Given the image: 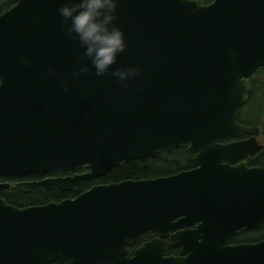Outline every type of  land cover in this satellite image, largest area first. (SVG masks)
<instances>
[{"label":"water","instance_id":"obj_1","mask_svg":"<svg viewBox=\"0 0 264 264\" xmlns=\"http://www.w3.org/2000/svg\"><path fill=\"white\" fill-rule=\"evenodd\" d=\"M62 2L16 0L0 13V176L87 165L17 185L71 189L182 143L195 167L25 206L0 196V264H264V239L231 244L264 223V167H230L262 148L259 126L238 116L264 66V0H120L128 47L113 68L140 69L127 86L96 75L64 30ZM198 220L172 235L187 259L164 257L160 238L131 250L147 230L164 237Z\"/></svg>","mask_w":264,"mask_h":264},{"label":"clouds","instance_id":"obj_2","mask_svg":"<svg viewBox=\"0 0 264 264\" xmlns=\"http://www.w3.org/2000/svg\"><path fill=\"white\" fill-rule=\"evenodd\" d=\"M119 3L120 0H63L58 11L66 34L79 40L83 58L90 60L96 75L111 71L119 83L127 86L140 69L136 65L113 68L119 54L128 47L125 30L115 23ZM88 70L89 65L84 63L78 67L76 75ZM49 71L55 69L49 68ZM64 87H69L68 82ZM97 264H103V261Z\"/></svg>","mask_w":264,"mask_h":264},{"label":"flooded vegetation","instance_id":"obj_3","mask_svg":"<svg viewBox=\"0 0 264 264\" xmlns=\"http://www.w3.org/2000/svg\"><path fill=\"white\" fill-rule=\"evenodd\" d=\"M250 136H251L250 134H243L241 136L229 135L225 138L224 142L228 143L231 141L247 139ZM256 138H257L258 142L262 145V148L254 154L245 155L242 159H239V160L232 162L230 164V167L238 166L241 163H244L248 168L264 167V127L260 126L259 133L256 135ZM179 148L182 149L181 150L182 152H179V150H177ZM161 151L164 152V154L166 155L167 161H171V160H175V159L178 161L179 160L182 161V158L184 156L185 157L184 160L188 162V164L186 166H183L177 170L168 172L166 174H161V175L176 174V173H179L183 170H189V169H193L195 167L194 163H193V159L197 155V153L190 150L189 144H181V145L176 146L172 149L164 148V149L160 150L158 152V154ZM151 157H155V156H151ZM147 158H149V157H147ZM119 165L120 164H118L117 166H119ZM182 165H185V164H182ZM231 170L233 171V169H231ZM87 171H89L88 166L82 165L80 167L70 168L67 171H63L59 168H56V169H53L44 175L39 174V173H31V174H27V175H18V174L1 175L0 176V196L3 197L7 202H11L8 199V197L5 195L12 194L15 191H17V192H29V191L35 190V189H44V190L45 189H55V188L61 189L59 187L43 188L41 186H36V187H31L28 190H25V189H19L17 187V185L19 183L24 182V181H37V180H41V179L46 178V177H68V176H74L76 174H82V173H85ZM107 173H105L104 175H106ZM104 175L92 177L90 179H84L78 185H76L74 188L62 189V190H68V191L74 192L75 194H73L71 197H69V198H74V197H77L79 194L83 193L84 191L90 189L92 186L97 185V184L120 182V181H123L125 179H141V178H151V177L160 176V175H157V176H146V177H137V178L129 177V178H123L120 180L105 181V180L100 179ZM11 203H13V202H11ZM13 204H15V203H13ZM31 204H37V203H31ZM15 205H17V204H15ZM26 205H30V204H26ZM182 217H183L182 215L176 217L175 221L179 220ZM200 223H201V221L198 220V221H195L194 223L190 224L188 227L171 228V229H169L168 234H166V236H164V237H161L158 233H156L152 229L147 230L146 232L142 233V235L137 239V241L131 246V250L134 253V251L137 248L144 246L148 242H153L156 238H160L161 240H158V241L161 244L164 243V244H167L169 246L163 252L164 257H166V258L170 257V258H174V259H187L189 257L188 254H182L181 253V250H182L181 245H171L173 242L172 235L176 231H179V230H182L185 228L194 229ZM248 237H250V238H248ZM262 239H264V223L260 227H253V228L242 227V228H240L239 232L232 238L231 244L256 242V241H260Z\"/></svg>","mask_w":264,"mask_h":264},{"label":"trees","instance_id":"obj_4","mask_svg":"<svg viewBox=\"0 0 264 264\" xmlns=\"http://www.w3.org/2000/svg\"><path fill=\"white\" fill-rule=\"evenodd\" d=\"M201 3L206 4L212 0H199ZM15 4V0H0V13L11 8ZM253 91L250 93L248 101L241 107L238 120L243 123L259 125L264 127V66L257 68L252 76ZM225 140V138H224ZM182 152L181 148L177 149ZM176 150V151H177ZM178 152V153H179ZM184 156L181 160H166L164 152H160L155 157L149 158H137L128 162H123L119 166L114 167L106 175L100 179L120 180L123 178H137L146 176H157L166 174L168 172L177 170L188 164L184 160ZM185 164V165H182ZM75 194L72 191L62 189H35L29 192H17L5 195L8 199L17 204L18 206H24L31 203H45L51 200H62L71 197ZM250 238V237H248ZM47 264H63L57 261Z\"/></svg>","mask_w":264,"mask_h":264}]
</instances>
